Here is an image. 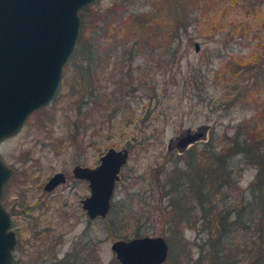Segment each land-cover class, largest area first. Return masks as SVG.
<instances>
[{"label": "rangeland", "instance_id": "obj_1", "mask_svg": "<svg viewBox=\"0 0 264 264\" xmlns=\"http://www.w3.org/2000/svg\"><path fill=\"white\" fill-rule=\"evenodd\" d=\"M162 1L94 0L87 6L90 7L89 12H83L86 21L84 16L81 18L79 15L80 29L84 20L85 33L89 34L98 19L115 7L119 11L126 8L140 13ZM245 1L235 9L230 0H221L212 10L211 18L203 22V26L201 23L192 24L187 31L182 32L181 45L175 59L171 60L172 57L169 56L166 69L156 73L160 83L168 84V95L160 99L162 102H151L150 105L148 97L144 98V102L137 96L130 98L127 118L121 122L124 130L113 127L112 135H109L110 125L105 124L101 134H93L91 131L84 134L80 122H77L76 110L68 107L67 100L64 101L60 96L57 98L56 92L48 104L28 116L16 134L0 142V160L13 172L5 182L1 196V203L11 217L10 230L15 233L16 238L12 264H55V260H62L70 252H80V256L91 253L94 264H119L111 251V244L115 241H128L144 236L162 237L165 240L173 238L168 233L170 230L166 224V216L162 213L164 204L155 191L162 167L168 166L172 157L178 155L177 150L168 149L170 140L176 139L188 129L195 131L201 126H207L208 131L205 140L196 144L211 140L217 144L228 141L241 124L247 125L250 132L257 133L264 129V120L260 119L256 110L237 107L228 109L219 101L222 93L217 89H210L202 102L198 98L189 102L183 95H176L173 87L186 78L190 69L212 63L217 70L222 62L216 58L219 54L224 58L250 54L259 43L264 45V22L260 20L264 18V0H255L261 4V14H258L260 18L250 11ZM236 19L242 20L241 23L230 22ZM197 26L206 32L216 26L217 31L213 36H204ZM236 26L241 29L234 31ZM195 44L199 45L198 51H195ZM180 98L184 101L179 103ZM211 99L218 103L209 104ZM160 113L164 115V121L157 122L155 118H162ZM132 115L136 117L131 121L129 117ZM157 123L158 131L153 132L152 127ZM139 127H143L146 138L151 136L147 140L149 144H146L147 141L139 142ZM263 133L262 131V135ZM69 136L72 139L67 143ZM130 147H133L132 151ZM109 148H125L129 151L112 203L117 204L127 198V192H135L139 198H144V190H154L151 199L146 201L147 208H137L145 210L140 222L141 225L144 224V229L139 236H134L135 228L130 224L126 233L128 237L113 238L112 224L114 218L119 219L117 215L110 214L104 219L89 222L81 208V201L89 196V189L86 182L78 181L72 176V169L75 166L96 167L99 158ZM228 168L230 177H221V182L226 186L221 189L218 197L219 208L224 207L227 212L241 210L250 202L249 188L257 175L258 166L256 163H246L242 155H237L229 159ZM56 173H63L66 182L51 192H45V184ZM216 224L220 228L218 221ZM178 232L181 245H185L182 253L188 250L189 261L192 262L199 259L200 247L204 241L208 238L214 241L217 237L214 231H211L210 237L206 233L199 235L194 227L182 228ZM173 250V257L170 260L167 258L164 264L179 263L180 258H174L179 256V243Z\"/></svg>", "mask_w": 264, "mask_h": 264}, {"label": "trees", "instance_id": "obj_2", "mask_svg": "<svg viewBox=\"0 0 264 264\" xmlns=\"http://www.w3.org/2000/svg\"><path fill=\"white\" fill-rule=\"evenodd\" d=\"M242 1L245 0H230V4L236 9ZM219 3L221 0H163L140 13L126 8L119 11L115 7L101 16L96 24L94 22L95 26L89 34L85 33L83 20L76 48L63 69L57 91V98L60 96L67 100L68 107L76 110L81 131L84 134L89 131L101 134L105 124L110 125L109 135H112L113 127L124 130L121 122L127 118L130 98L137 96L144 102V98L148 97L149 105L151 102H162L160 99L168 95V84L160 83L156 73L166 69L169 56L171 60L175 59L182 32L192 24L201 23L203 26ZM245 4L259 17V2L246 0ZM89 8L82 9L79 14L81 18L84 16L85 21L83 12H89ZM260 20L264 22V18ZM241 21L230 20L239 24ZM215 27L212 26L207 32L198 29L204 36H213L217 31ZM236 29L241 28H233L234 31ZM258 45L250 54L230 55L227 58L219 54L216 58L222 62L217 70L212 63L190 69L184 80L174 84L176 95H183L189 102L197 98L202 102L210 89H217L222 93L219 101L228 109H253L264 120V45ZM145 92L148 94L145 95ZM183 101L178 100L179 103ZM213 102L218 103L211 99L209 104ZM132 116L129 117L131 121L136 117ZM160 116L161 119L155 118L157 122L164 121V115L160 113ZM159 123L152 127L153 132L158 131ZM137 131L139 142L151 139V136H144L146 132L143 127ZM262 131L264 129L257 133L250 132L247 125L241 124L230 140L226 138L228 141L220 144L213 140L196 144L182 155L172 157L169 165L162 167L155 191L164 204L162 213L166 216L168 233L173 237L166 238L170 246L168 260L173 257L175 245L181 244L178 231L194 227L199 235L206 233L207 237L214 231L216 240L208 238L204 241L200 247V257L194 262L189 261L188 250L182 253L183 249L179 247V256L174 257L180 258L178 264H237L244 261L247 264H264ZM69 137L67 143L72 139ZM237 155H242L246 163H256L258 170L249 188L250 202L241 210L227 212L224 207L219 208L218 197L226 186L221 182V177H230L228 161ZM153 191L144 190V198H139L135 192H127V198L111 204L108 215L119 218H114L112 224L113 238L128 237L126 233L130 224L135 228L134 236H139L144 229V224L140 222L145 210L137 208H147L146 201L151 199ZM79 253L70 252L62 260H55V264H94L91 253L85 256Z\"/></svg>", "mask_w": 264, "mask_h": 264}, {"label": "water", "instance_id": "obj_3", "mask_svg": "<svg viewBox=\"0 0 264 264\" xmlns=\"http://www.w3.org/2000/svg\"><path fill=\"white\" fill-rule=\"evenodd\" d=\"M94 0H0V142L16 134L29 115L48 104L62 80L63 68L73 54L81 20L79 12ZM199 45L195 44V51ZM207 126L188 129L170 140L168 149L182 155L206 138ZM129 151L109 148L96 167L75 166L73 177L88 185L81 208L89 222L104 219L112 204ZM12 170L0 160V264H12L15 233L1 203ZM56 173L44 186L51 192L65 183ZM119 264H164L169 245L162 237H139L111 244Z\"/></svg>", "mask_w": 264, "mask_h": 264}, {"label": "flooded vegetation", "instance_id": "obj_4", "mask_svg": "<svg viewBox=\"0 0 264 264\" xmlns=\"http://www.w3.org/2000/svg\"><path fill=\"white\" fill-rule=\"evenodd\" d=\"M72 170H73V169H72ZM64 176H65V175H64ZM72 176H73V175H72ZM65 179H66V176H65ZM65 182H66V181H65ZM60 186H61V185H60ZM58 187H59V186H58ZM58 187H57V188H58ZM55 189H56V188H55ZM55 189H54V190H55ZM180 240H181V238H180ZM183 243H184V242H182V244H183ZM183 245H184V244H183ZM179 247H181V250H182V249H183V247H185V245H184V246H182V245L180 244V245H179ZM168 256H169V255H168Z\"/></svg>", "mask_w": 264, "mask_h": 264}]
</instances>
